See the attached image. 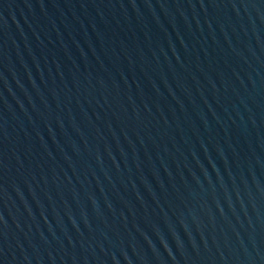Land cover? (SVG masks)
Segmentation results:
<instances>
[{
  "label": "water",
  "instance_id": "water-1",
  "mask_svg": "<svg viewBox=\"0 0 264 264\" xmlns=\"http://www.w3.org/2000/svg\"><path fill=\"white\" fill-rule=\"evenodd\" d=\"M0 264H264V0H0Z\"/></svg>",
  "mask_w": 264,
  "mask_h": 264
}]
</instances>
